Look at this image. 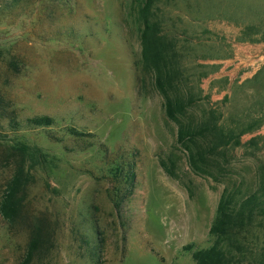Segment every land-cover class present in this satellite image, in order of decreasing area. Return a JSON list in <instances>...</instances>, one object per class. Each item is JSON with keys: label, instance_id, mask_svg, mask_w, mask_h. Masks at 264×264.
Segmentation results:
<instances>
[{"label": "rangeland", "instance_id": "rangeland-1", "mask_svg": "<svg viewBox=\"0 0 264 264\" xmlns=\"http://www.w3.org/2000/svg\"><path fill=\"white\" fill-rule=\"evenodd\" d=\"M125 1L21 0L0 9L6 110L20 123L52 117L62 140L8 121L0 134V195L14 168L8 147L26 145V210L54 229L53 248L36 264H195L184 247L208 246L224 188L245 196L264 187V0H149L162 34L174 31L177 87L195 96L186 118L213 108L226 129H253L203 171L177 143L163 97L138 83L139 41L132 24L124 28ZM66 128L84 136L71 139ZM121 159L135 163L136 176L133 194L122 186L126 198L115 209L112 163ZM261 223L251 244L253 263L264 264ZM26 243L25 226L10 231L0 216V264H18Z\"/></svg>", "mask_w": 264, "mask_h": 264}, {"label": "trees", "instance_id": "trees-1", "mask_svg": "<svg viewBox=\"0 0 264 264\" xmlns=\"http://www.w3.org/2000/svg\"><path fill=\"white\" fill-rule=\"evenodd\" d=\"M19 2L21 0H11L2 6L8 9ZM2 6L0 5V9ZM151 9L149 0L124 2L123 10L127 17L124 28L127 31L132 24L135 30L133 32L130 29V32L135 33L139 41V53L134 62L138 83L144 89L152 87L163 97L166 116L177 125V143L186 151L190 167L195 171H203L208 165L213 166L217 159L225 158L224 152H221L223 147H238L240 136L253 129L240 130L238 123H235L234 131L226 129L214 117L213 108L210 112L203 111L197 117L186 118L187 108L194 103L195 96H185L178 89L176 82L181 76L178 64L180 51L173 40L174 31L168 28L162 34L160 24L151 19L154 18ZM6 109L4 98L0 95V134L5 126L4 122L8 121L6 126L11 129H42L46 131L48 139L62 141L51 130L56 124L52 117L34 116L20 123ZM64 135L74 140H80L84 136L75 128H66ZM91 146L85 145L80 150ZM8 150L15 161L13 172L0 195V216L10 231L19 225L25 226L26 251L18 264H36L53 248L54 229L45 217L30 216L26 210L28 189L32 182V176L30 177L25 166L30 157L29 147L15 144L10 145ZM134 164L132 160L125 159L112 163V179L116 186L113 201L115 209H119L126 195L133 194L136 176ZM173 166L171 170L167 169L170 174L173 173ZM218 171L226 173L227 170L220 168ZM122 186L126 187L127 194L119 196ZM263 195L264 187L250 191L245 196H241L236 188H224L209 228L208 246L184 247L185 251L192 253L195 264H260V261L253 263L256 251L251 239L253 231L262 226ZM94 242L99 250L100 238L96 236ZM262 256L264 258V253Z\"/></svg>", "mask_w": 264, "mask_h": 264}]
</instances>
